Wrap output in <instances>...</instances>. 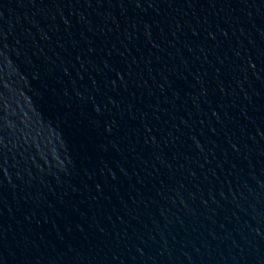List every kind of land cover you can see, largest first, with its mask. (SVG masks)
<instances>
[{
  "label": "water",
  "instance_id": "95a60500",
  "mask_svg": "<svg viewBox=\"0 0 264 264\" xmlns=\"http://www.w3.org/2000/svg\"><path fill=\"white\" fill-rule=\"evenodd\" d=\"M0 264H264V0H0Z\"/></svg>",
  "mask_w": 264,
  "mask_h": 264
}]
</instances>
